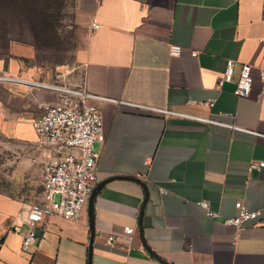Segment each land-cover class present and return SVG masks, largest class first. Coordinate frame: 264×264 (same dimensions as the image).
I'll return each instance as SVG.
<instances>
[{"label":"crops","instance_id":"0c3cea01","mask_svg":"<svg viewBox=\"0 0 264 264\" xmlns=\"http://www.w3.org/2000/svg\"><path fill=\"white\" fill-rule=\"evenodd\" d=\"M73 19L85 35L82 79L60 85L117 100L86 102L100 105L106 134L95 143L96 185L121 178L95 198L93 235L87 205L77 220L48 217L28 249L32 205L0 190V264H264V225L251 221L237 236L225 222L237 201L264 209V169L252 167L264 160V137L128 104L264 134V0H77ZM23 45L0 50V76L16 79L0 81V142L37 172L56 149L32 121L61 97L29 82L54 84L24 64L29 58L16 50ZM229 60L232 80L220 84ZM243 63L254 79L245 97L234 93ZM202 200L222 216L208 217Z\"/></svg>","mask_w":264,"mask_h":264},{"label":"built area","instance_id":"2783aa9c","mask_svg":"<svg viewBox=\"0 0 264 264\" xmlns=\"http://www.w3.org/2000/svg\"><path fill=\"white\" fill-rule=\"evenodd\" d=\"M98 26L94 23V27L97 28ZM261 41L264 42V39ZM170 51L172 55H180L182 47L172 44ZM233 72L234 61L229 60L219 83L231 81ZM4 80L15 81L16 79L0 76V81ZM253 80L252 65L243 63L234 93L242 97L248 96L252 90ZM29 82L56 91L60 94L61 99L45 105L44 113L32 121L40 139L56 149V158L46 165L43 201L33 204L28 211L27 219L32 228L24 238V249H28L36 241V227L40 223H44L48 217L58 215L70 220H77L81 217L97 182L99 154L95 150V143L104 142L106 139L100 105L88 104L86 100L98 98L117 102L116 99L98 97L80 88ZM214 101V99H210L206 105L212 107ZM128 104L163 114L187 117L239 129L264 137L263 133L239 127L234 123L192 115L178 110L158 109L134 103ZM152 160L153 157H150L147 162L151 163ZM252 167L259 170L264 169V160L253 162ZM199 203L205 209L208 217L218 218L222 216L211 208L207 200H202ZM236 208L238 213L231 217H225V222L235 227L237 236L246 229L247 224L251 221H257L264 225V209H249L242 201L236 202ZM125 232L131 234L133 228L125 227ZM113 240V236L109 237L110 243Z\"/></svg>","mask_w":264,"mask_h":264},{"label":"rangeland","instance_id":"374dc122","mask_svg":"<svg viewBox=\"0 0 264 264\" xmlns=\"http://www.w3.org/2000/svg\"><path fill=\"white\" fill-rule=\"evenodd\" d=\"M8 1L0 0V50L8 40L1 37L2 31L7 29L12 35L14 32L23 34L36 46L35 48L34 45L16 47L17 53L29 58L24 64L38 68L43 76H47L54 83L53 85L77 88L82 79L80 66L82 63L78 60V53L85 38L83 30L75 25L73 19L77 0H63L61 5L59 3L53 6L54 9L49 11L47 18L48 28L38 42L28 32L24 11L21 8L17 9L20 16L14 18L11 16V10L14 7L11 8ZM13 20H16L17 24H14ZM62 77L71 79L77 86L60 85ZM46 165L47 163L41 162L37 172H30V168L26 166V159L18 152L11 150L9 146L4 147V144L0 142V190L30 205L40 202Z\"/></svg>","mask_w":264,"mask_h":264},{"label":"trees","instance_id":"16d2710c","mask_svg":"<svg viewBox=\"0 0 264 264\" xmlns=\"http://www.w3.org/2000/svg\"><path fill=\"white\" fill-rule=\"evenodd\" d=\"M62 1L63 0H9L8 2L10 3L11 8L14 7L11 10V16H14V18L20 16V13L17 11V9L21 8V10L24 11V14L26 15L25 22L28 32L33 37V39H37L38 42L44 36L43 34H45L48 28L47 18L49 11L54 9L53 6L59 3L61 5ZM13 23L17 24V21L13 20ZM6 32H8L7 29L4 32L2 31L1 37L8 39L7 44L4 45L8 52L10 49V44L15 42L24 45H34L33 47H36L33 41L28 40L23 34H17V32H14L12 35L10 32H8V34H6ZM10 34L11 36H9Z\"/></svg>","mask_w":264,"mask_h":264},{"label":"water","instance_id":"95a60500","mask_svg":"<svg viewBox=\"0 0 264 264\" xmlns=\"http://www.w3.org/2000/svg\"><path fill=\"white\" fill-rule=\"evenodd\" d=\"M117 178H121V176H116V177H112L111 179H108L106 181H103L101 183H98L90 197H89V201H88V214H89V217H90V227H91V230H92V235L94 234V229H95V223H94V201H95V198L97 196V194L99 193V191L101 190V188L110 180H113V179H117ZM145 186V185H144ZM142 215V213H141Z\"/></svg>","mask_w":264,"mask_h":264}]
</instances>
